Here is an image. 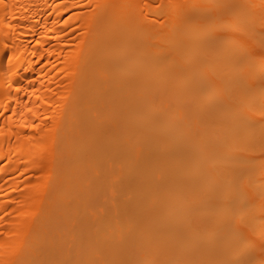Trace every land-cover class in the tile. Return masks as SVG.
<instances>
[{
	"label": "bare ground",
	"instance_id": "bare-ground-1",
	"mask_svg": "<svg viewBox=\"0 0 264 264\" xmlns=\"http://www.w3.org/2000/svg\"><path fill=\"white\" fill-rule=\"evenodd\" d=\"M0 264H264V0H0Z\"/></svg>",
	"mask_w": 264,
	"mask_h": 264
}]
</instances>
